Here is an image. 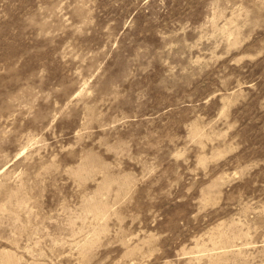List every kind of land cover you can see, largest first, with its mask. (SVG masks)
<instances>
[{"label": "rangeland", "instance_id": "374dc122", "mask_svg": "<svg viewBox=\"0 0 264 264\" xmlns=\"http://www.w3.org/2000/svg\"><path fill=\"white\" fill-rule=\"evenodd\" d=\"M0 264H264V0H0Z\"/></svg>", "mask_w": 264, "mask_h": 264}]
</instances>
